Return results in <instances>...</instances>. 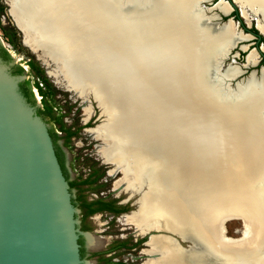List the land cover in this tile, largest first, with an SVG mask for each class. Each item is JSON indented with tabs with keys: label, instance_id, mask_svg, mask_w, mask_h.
<instances>
[{
	"label": "bare ground",
	"instance_id": "6f19581e",
	"mask_svg": "<svg viewBox=\"0 0 264 264\" xmlns=\"http://www.w3.org/2000/svg\"><path fill=\"white\" fill-rule=\"evenodd\" d=\"M204 1L151 0V12L167 19L137 33L117 26L106 0H11L9 13L25 44L42 46L40 61L54 65L48 73L68 91L86 101V90L96 89L106 120L90 134L100 141V159L113 166L110 174H121L113 189L138 194L136 210L122 222L140 235L164 230L192 244L184 249L170 237H150L146 264H264V70L260 80H244V101L212 99L217 94L201 68L211 38L198 18L184 19ZM235 1L244 18L261 17L255 21L264 34V0ZM230 34L238 35L232 25ZM256 59L251 50L247 65ZM150 71L153 83L144 76ZM159 78L169 79L166 92ZM180 81L199 94L198 116ZM229 83L218 78L224 92L238 96L237 86L225 89ZM206 101L214 118L204 115ZM161 136L176 139L172 150L157 142ZM235 219L244 225L238 240L224 227ZM87 240L100 248L101 240Z\"/></svg>",
	"mask_w": 264,
	"mask_h": 264
},
{
	"label": "water",
	"instance_id": "95a60500",
	"mask_svg": "<svg viewBox=\"0 0 264 264\" xmlns=\"http://www.w3.org/2000/svg\"><path fill=\"white\" fill-rule=\"evenodd\" d=\"M220 2L228 7L226 13L221 12L224 16H228L230 10L235 9L236 6L242 14L240 6L233 0H217L213 3L212 9ZM106 3L128 14L142 8L141 0H106ZM201 7L205 10L203 4ZM241 18H244L243 15L237 18V23L242 29L238 31L257 38L255 50L264 60V53L259 44L262 32L257 29L255 23L254 28L258 31V34H255L246 27L247 25L245 26V23H248H243ZM230 23L233 24L234 20L228 17L221 26ZM13 25L20 33L22 43L41 60L42 46L34 41L35 48L26 45L24 29L16 23ZM1 43L3 44L0 38V45ZM42 64L44 65L43 62ZM263 70L264 65H261L257 71L249 72L246 79L234 82L233 85L250 78L259 79ZM144 76L151 83L154 82L151 71ZM210 78L214 80V75L211 73ZM23 80H25L24 76L12 75L10 65L0 59V264H87L88 261L81 259L79 254L80 233L75 217L77 210L71 201L68 182L58 164L47 125L19 90V83ZM156 81L162 91L168 90L169 79L159 78ZM232 81L229 86H232ZM180 85V90L187 92L193 105L191 114L198 116L194 105L198 103L199 94L192 88L188 89L184 81H180ZM86 95V101L91 97L96 102L98 95L96 89H87ZM204 104L205 116L209 118L217 116L209 102L206 101ZM105 120L106 118L103 119ZM157 142L169 151L174 148L176 139L161 136L158 137ZM185 154L186 158L190 159V153ZM161 174L153 173L151 178ZM135 201L136 199L134 203ZM151 231L149 229L146 232L149 238L167 236L181 246L177 239L168 235H153Z\"/></svg>",
	"mask_w": 264,
	"mask_h": 264
},
{
	"label": "rangeland",
	"instance_id": "374dc122",
	"mask_svg": "<svg viewBox=\"0 0 264 264\" xmlns=\"http://www.w3.org/2000/svg\"><path fill=\"white\" fill-rule=\"evenodd\" d=\"M212 1L208 0L198 3L192 10L191 15L188 14L184 17V19L187 22L189 20L191 21V19L194 20L195 18H198L200 24L204 27L207 34L211 38L210 44L212 46L211 49H208L206 51L205 58L203 59V62L201 64V68L204 73L203 78L211 83L213 91L217 94L213 95L212 99L219 98L221 101L228 103V98L232 97L237 103H239V101L245 100V94L248 92V89L244 87L246 81H240L233 85L234 82L246 79L249 72L257 71L259 67L264 64L261 63L262 59L255 50L254 42L256 41V38L250 35L243 36L242 34L244 33L241 34L238 31L242 29L238 25L236 19L232 18L234 20L233 24L230 23L228 25L221 26L222 23L226 22L228 18V16H224L221 12L226 13L228 7L224 3L220 2L215 8L212 9L213 3L216 2ZM10 2L11 0H0V38L3 42V44L1 43V45L9 53L12 59L9 65L11 67L12 65L21 63L20 65L27 69L26 71L24 70L27 74V76L24 75V77L25 80L29 79L31 91L34 83H38L39 87H41L44 91V100L50 102L52 107L54 108V113H59V115L61 116V120L56 127H59L61 125L65 130L67 129L70 131V133H72L68 140H66V133L64 131H58V143L63 146L69 179L74 185L71 189V199H74L76 203V220L79 221L80 219H82L83 228L85 230H88L89 232H91V230H98V233H93L97 236H112L113 234L128 232L129 230L123 232L117 231L118 228L125 227L124 225L120 224L122 223V219H119V221L117 222L116 219H110L111 215L109 214L98 213L94 215V219L90 220L84 215L87 210L85 208H82L81 205L95 207V204L115 203L119 200H122L123 198L125 199L127 196L130 197V193L128 194L126 192H122L121 190L116 191L113 189V184L115 183V181L121 178V174H110L113 166L102 163L98 149L100 141L90 134L91 129H94L95 127L102 124L104 117L100 114V110L97 107L96 102H94L91 97H89V101H85L82 97H78L71 91L68 92L64 90L66 89L63 85L64 82L61 81V83H59L57 79H55L48 73L54 71V65H52L51 62L43 65L42 62L37 58V56L33 54L22 43L21 35L14 27L12 17L8 12V10H10L11 8ZM211 2L212 4H210ZM141 4V10H134L129 14L120 12L114 7L112 8L110 6H108L107 8V13L114 19L117 26L127 33H137L142 27L151 26V23L159 22L162 20L164 21V19H167L164 13L151 12V1ZM202 4L203 6H205V10L202 9ZM256 18L259 19L261 17L258 15L252 16L251 14H249V20L246 18L241 19L243 23H248H245V26L247 25L246 27H248V29L253 30L255 29L254 25L256 23ZM208 21H211V23L206 24ZM230 25H232L235 32L238 34L235 37L230 34ZM1 27L4 28L9 33V35H11L14 42V47H12L8 43V40L1 30ZM227 30L229 31V33H227ZM196 34V36L201 37L198 32ZM260 47H262V51L264 53V38L263 43H260ZM193 50L196 51L195 46ZM251 50L254 51L257 57V61L254 65L249 66L246 63V59ZM224 54H226V57L223 59ZM29 60L33 62L32 70L27 67L25 63H22L23 61L27 62ZM235 71H241V73L237 77L231 76V78L230 75ZM210 73L211 75H214V80L210 78ZM219 77L225 79L230 78V81L234 80L232 81V86L227 85L225 89L230 91L231 88L237 86L239 89L238 96L230 95V92H224V88H221L218 85ZM261 78L262 76L257 79V81ZM238 84H241L243 86H238ZM258 97L261 98L260 93L258 94ZM34 99L36 105L41 107V97L40 102H38V99H36L35 96ZM85 108H89L90 115L85 114ZM64 145H67V147H64ZM137 197L138 194L133 193L130 198L137 199ZM131 209L132 208H130L129 210ZM132 210L135 211L136 208ZM116 225L118 226L116 227ZM108 226H110L112 228V231H114L112 232L107 230ZM224 227L226 229V236L228 238L238 240L242 237L244 231L242 219L232 220L226 223ZM101 230L105 231L101 233ZM151 234L171 236L177 239L181 246L185 247L184 249L192 246L190 242L182 241L180 237L168 231L152 230ZM132 239V237L128 238L127 243H132ZM113 245L115 246L116 244ZM188 245L190 246L187 247ZM110 248L111 247H104V249ZM112 256V258L115 260L114 264H125L124 261L129 259L128 257H122V255L119 253L112 254ZM86 259L87 258H84L83 260L86 261ZM108 259L109 257L104 259L101 258L100 264H108ZM129 263L133 264L130 259Z\"/></svg>",
	"mask_w": 264,
	"mask_h": 264
},
{
	"label": "flooded vegetation",
	"instance_id": "af4514ba",
	"mask_svg": "<svg viewBox=\"0 0 264 264\" xmlns=\"http://www.w3.org/2000/svg\"><path fill=\"white\" fill-rule=\"evenodd\" d=\"M217 0H213V2H215ZM228 17H231L233 19H237L238 17H242V14L240 12V10L238 9V6H236L235 9H231ZM257 40V38H256ZM260 43H263L259 42ZM254 45H256V41L254 42ZM46 103L51 105L50 102L44 100V98L42 99L41 102V107H39L38 105L35 104V111L39 108L41 110L47 108ZM52 106V105H51ZM52 114L54 118H57L59 113L55 114L54 113V108L52 107ZM37 114V113H36ZM41 120L47 125L48 130H50L53 127L58 126V124H55V120L53 119H49L48 117H40ZM57 144L59 147H61V150L63 151V146H61L58 141ZM64 156H65V152L63 151ZM74 201V199H71ZM132 200V201H130ZM93 206H89L87 211L85 212V216L86 218L92 220L94 219V215L98 214V213H106L111 215L110 219H116V221L118 222L119 219H123L124 216H128L129 214H131L132 212H134L136 206L134 203V199H131L129 196H127L125 199L123 198L122 200H119L115 203H105V204H95ZM97 206V207H96ZM102 207V208H100ZM130 208H132L131 210H129ZM93 211V212H92ZM83 215V216H84ZM76 217V215H75ZM111 221V220H110ZM83 220L80 219L78 221V230H79V238L78 240L81 241V246L82 249L84 250V258H87L86 261H88L87 264H100V260L101 258H107L109 257L107 263L108 264H114L115 260L112 258V254H116L119 253L122 255V257H128L131 262H133V264H146V261L148 260V255L146 254V252L148 251V239H149V234L148 233H144V234H139L136 232L135 228L133 227V225L127 224V223H120L121 225H124L125 227L122 228H118L117 231H127L126 233H120V234H113L112 236H97L93 233L95 232H99L98 230H91V232H89L88 230H85L83 228L82 225ZM118 225H116L117 227ZM107 230L112 231V228L110 226L107 227ZM105 230H101L100 232H104ZM114 231V230H113ZM112 231V232H113ZM151 233V232H150ZM95 237L96 239L101 240L100 242V248H91L88 245V240L89 238H93ZM132 237V243L128 244L127 240L128 238ZM113 244H116L115 246ZM114 246V247H113ZM90 249H89V248ZM104 247H111L110 249H104ZM80 249V248H79ZM119 249V250H118ZM116 250V251H115ZM118 250V252H117ZM83 258V259H84ZM129 259L125 260L124 263L125 264H130L129 263ZM119 262V260H118Z\"/></svg>",
	"mask_w": 264,
	"mask_h": 264
},
{
	"label": "trees",
	"instance_id": "16d2710c",
	"mask_svg": "<svg viewBox=\"0 0 264 264\" xmlns=\"http://www.w3.org/2000/svg\"><path fill=\"white\" fill-rule=\"evenodd\" d=\"M224 18H226V17H224ZM242 26H244V24ZM1 30L5 34V37L7 38L8 43L12 47H14V42L12 40L11 35H9V33L2 27H1ZM251 31L254 32L255 34H258V31L256 29H253ZM17 32H18V30H17ZM261 42H263V38L262 37H261ZM0 59L6 64H10L11 60H12L10 55H9V53L1 45H0ZM22 63H25L26 66L29 67L31 70L33 69V62H31L30 60L27 61V62L23 61ZM261 63L264 64V60H261ZM20 64L21 63H19L17 65H12L10 67L11 74L14 75V76H24V75L27 76V74L25 73L24 69L22 68V66ZM33 87L36 88V90H37V92L40 95L41 100H42L44 98V95H45L43 89L41 87H39L38 83H34ZM19 90H20L21 94L23 95V97L26 99L27 103L34 107L36 103H35V99H34L33 93L31 91V86H30L29 79L23 80L22 82L19 83ZM46 106H47V108H45L43 110L38 108L36 110L37 115L39 117H48L49 119H52V120L54 119L55 120V124H59V122L61 120V116L58 115L57 118H54L53 114H52V112H53L52 111V106L47 104V103H46ZM58 129H60V130H58ZM58 131L59 132L60 131L61 132L64 131L66 133V137H65L66 140H68V138L70 137V135L72 133H70V131L67 130V129L65 130L61 125L59 127H53L50 130H48V134H49V136H50V138L52 140L58 164L60 166V169L62 171V174H63L64 178L68 182L69 191L71 192V189L73 188L74 185L69 179V173H68V169L66 167L64 153L61 150V147H59L58 144H57V141L59 140ZM65 144H66V142H65ZM64 147H67V145H64ZM71 201H72L73 206L76 207L75 201H73V200H71ZM81 207L85 208L87 210L89 206L81 205ZM78 244L80 246L79 254H80L81 259H83L84 258V250L82 249L80 240H78Z\"/></svg>",
	"mask_w": 264,
	"mask_h": 264
},
{
	"label": "built area",
	"instance_id": "2783aa9c",
	"mask_svg": "<svg viewBox=\"0 0 264 264\" xmlns=\"http://www.w3.org/2000/svg\"><path fill=\"white\" fill-rule=\"evenodd\" d=\"M22 68H25V67H22ZM24 70L26 71L27 69L25 68ZM34 90L37 91L36 88L32 87V91H33V93L35 95V91ZM35 97H36V95H35ZM36 99H37V97H36ZM38 102H40V98L38 99Z\"/></svg>",
	"mask_w": 264,
	"mask_h": 264
},
{
	"label": "crops",
	"instance_id": "0c3cea01",
	"mask_svg": "<svg viewBox=\"0 0 264 264\" xmlns=\"http://www.w3.org/2000/svg\"><path fill=\"white\" fill-rule=\"evenodd\" d=\"M241 34H242V33H241ZM242 35H243V36H247V35H244V34H242ZM261 37L264 38V34H263V33L261 34Z\"/></svg>",
	"mask_w": 264,
	"mask_h": 264
}]
</instances>
